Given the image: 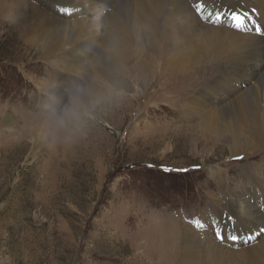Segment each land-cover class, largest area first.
I'll return each instance as SVG.
<instances>
[{"label":"rangeland","instance_id":"374dc122","mask_svg":"<svg viewBox=\"0 0 264 264\" xmlns=\"http://www.w3.org/2000/svg\"><path fill=\"white\" fill-rule=\"evenodd\" d=\"M15 2L0 0V264L171 263L183 222L198 232L193 221L210 225L212 211L225 217L230 209L208 168L226 174L233 194L254 192L239 164H264V148L228 156L220 142L227 132L197 128V114L181 107L185 90L164 87L193 76L198 87L204 80L195 76L216 75L214 63L159 86L141 81L124 98L80 100L85 109L73 114L71 98L91 72L63 87L59 106L46 86L38 89L52 81L49 66L13 27Z\"/></svg>","mask_w":264,"mask_h":264},{"label":"bare ground","instance_id":"6f19581e","mask_svg":"<svg viewBox=\"0 0 264 264\" xmlns=\"http://www.w3.org/2000/svg\"><path fill=\"white\" fill-rule=\"evenodd\" d=\"M39 1L47 10L16 0L10 4V16L23 42L40 49L52 81L37 86L56 95L58 106L66 100L63 87H72L88 72L90 84L77 91L76 100L71 98L73 114L85 109L80 100L89 106L91 98H124L128 88L141 81L159 86L172 75H196L197 66L214 63L217 74L207 80L195 76L204 80L197 88L192 86L194 76L164 87L185 90L181 107L188 115L197 114V128L227 132L220 142L228 143V156L243 160L250 151L264 148V35L256 31L264 33V0ZM197 5L203 6L200 15ZM245 11L251 22L237 30L231 15ZM217 15L222 19L216 20ZM240 165L254 192L233 194L226 174L208 168V178L220 185L230 209L225 217L216 208L212 211L216 225L203 223L202 239L195 234L199 231L181 222L176 234L181 241L169 249L172 258L166 264H264V164L255 163L251 170L245 162ZM218 201L214 196L213 202ZM166 222L172 225L170 218ZM217 230L223 240L216 237ZM231 235L238 240H230ZM156 262L160 264L159 259Z\"/></svg>","mask_w":264,"mask_h":264},{"label":"snow or ice","instance_id":"6c2138e0","mask_svg":"<svg viewBox=\"0 0 264 264\" xmlns=\"http://www.w3.org/2000/svg\"><path fill=\"white\" fill-rule=\"evenodd\" d=\"M202 8L203 6L202 5H197L195 10H196V14L197 15H200L201 11H202ZM251 14L254 15L256 14V9L255 8H252L250 10ZM222 17L220 15H217L216 16V20H221ZM209 20H211V14L209 15ZM231 20L234 22V27L237 29V30H245L246 27H247V23H250L251 22V15L249 12L245 11V12H234L232 15H231ZM257 31V34H260V35H264V33H261L259 28L256 29ZM194 224V226L196 228H203L205 225L203 223H201L199 220H196V221H193L192 222ZM261 231H264V229H262ZM216 237L218 239H221L223 240V236L220 234V231L217 230L216 231ZM251 238V237H250ZM229 239L232 240V241H236L238 240V236L236 235H231L229 236Z\"/></svg>","mask_w":264,"mask_h":264}]
</instances>
